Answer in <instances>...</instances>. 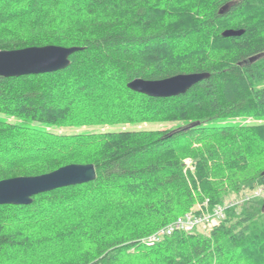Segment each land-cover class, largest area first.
<instances>
[{
  "label": "trees",
  "instance_id": "trees-1",
  "mask_svg": "<svg viewBox=\"0 0 264 264\" xmlns=\"http://www.w3.org/2000/svg\"><path fill=\"white\" fill-rule=\"evenodd\" d=\"M48 45L80 50L62 70L0 77V180L70 164L96 177L0 205V264H264L258 197L207 234L147 241L264 188V0H0V51ZM188 73L208 77L168 98L127 88Z\"/></svg>",
  "mask_w": 264,
  "mask_h": 264
},
{
  "label": "water",
  "instance_id": "water-1",
  "mask_svg": "<svg viewBox=\"0 0 264 264\" xmlns=\"http://www.w3.org/2000/svg\"><path fill=\"white\" fill-rule=\"evenodd\" d=\"M226 9L227 6H224L220 12ZM78 50V47L48 45L0 51V77L40 75L62 70L69 65V56ZM258 58L253 57L249 61ZM207 77V73H188L161 80L135 78L127 83V88L150 97L168 98L184 94ZM199 124L196 122L190 126ZM95 177L92 164H70L43 175L3 179L0 180V205H29L35 195L88 183Z\"/></svg>",
  "mask_w": 264,
  "mask_h": 264
},
{
  "label": "built area",
  "instance_id": "built-area-1",
  "mask_svg": "<svg viewBox=\"0 0 264 264\" xmlns=\"http://www.w3.org/2000/svg\"><path fill=\"white\" fill-rule=\"evenodd\" d=\"M260 191H257L255 195H258ZM230 202L228 205H232ZM224 207L217 206L212 214H196L195 212L189 211L184 216L178 217L171 224L163 227L153 235L147 238V241L154 242L160 240L165 235H170L175 230H184V231H192L197 226H205L208 225L211 227L215 224V219H219L223 217Z\"/></svg>",
  "mask_w": 264,
  "mask_h": 264
},
{
  "label": "rangeland",
  "instance_id": "rangeland-1",
  "mask_svg": "<svg viewBox=\"0 0 264 264\" xmlns=\"http://www.w3.org/2000/svg\"><path fill=\"white\" fill-rule=\"evenodd\" d=\"M1 116V115H0ZM178 123H174V122H170V123H144V124H140V125H136V126H117V127H112L110 128L111 130H120V129H129V130H156V129H169L173 126H176ZM96 129V128H94ZM82 130H87V129H82ZM75 131H81L80 129H72V128H69V129H62V130H59V132H65V133H71V132H75ZM259 189H257L258 191L260 190L261 194L259 195H255V193L257 192L256 189L254 190V193H250V192H242L238 195H230L228 196L226 199H224L223 201V205H228L229 202L231 201H234L235 199H237L238 201H241V195L247 193L248 195H253L254 194V197H258V198H261L262 200H264V188L263 187H258ZM198 205H195L192 209L193 210H196L198 209ZM214 209V207H213ZM226 209V208H225ZM202 211V210H201ZM221 218V217H220ZM219 218V219H220ZM219 219H215V223L219 220ZM217 224V223H216ZM209 226L208 225H205V226H201L199 227V229H197L195 232L196 233H199V234H207L208 231H209Z\"/></svg>",
  "mask_w": 264,
  "mask_h": 264
}]
</instances>
